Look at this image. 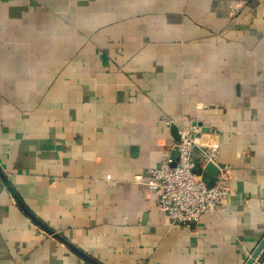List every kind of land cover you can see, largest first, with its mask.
Returning a JSON list of instances; mask_svg holds the SVG:
<instances>
[{
    "label": "crops",
    "instance_id": "1",
    "mask_svg": "<svg viewBox=\"0 0 264 264\" xmlns=\"http://www.w3.org/2000/svg\"><path fill=\"white\" fill-rule=\"evenodd\" d=\"M173 125L226 172L197 222L136 177ZM263 237L264 0H0V264H245Z\"/></svg>",
    "mask_w": 264,
    "mask_h": 264
},
{
    "label": "built area",
    "instance_id": "2",
    "mask_svg": "<svg viewBox=\"0 0 264 264\" xmlns=\"http://www.w3.org/2000/svg\"><path fill=\"white\" fill-rule=\"evenodd\" d=\"M179 138L173 144L176 158L167 155L148 170L149 178L136 176L155 194L157 205L174 223L197 222L204 212L224 210L219 205L228 192L226 172L219 167L214 183H206L195 171L194 147L207 162H213L218 145H202L197 142V129L183 125L178 129ZM109 178V175H106Z\"/></svg>",
    "mask_w": 264,
    "mask_h": 264
},
{
    "label": "water",
    "instance_id": "3",
    "mask_svg": "<svg viewBox=\"0 0 264 264\" xmlns=\"http://www.w3.org/2000/svg\"><path fill=\"white\" fill-rule=\"evenodd\" d=\"M197 124L200 125V123H197ZM172 132L174 134L175 139H178L179 138L178 129L175 125L172 126ZM207 167L212 168L213 166L212 164L209 163ZM263 252H264V237L262 238L260 243L257 245V247L254 249V251L251 253L250 257L247 259L245 264H255V262L260 259Z\"/></svg>",
    "mask_w": 264,
    "mask_h": 264
}]
</instances>
